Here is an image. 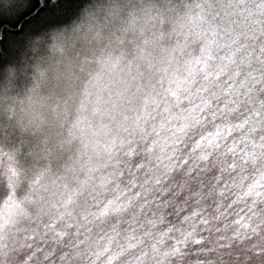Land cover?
<instances>
[{
    "label": "snow or ice",
    "instance_id": "obj_1",
    "mask_svg": "<svg viewBox=\"0 0 264 264\" xmlns=\"http://www.w3.org/2000/svg\"><path fill=\"white\" fill-rule=\"evenodd\" d=\"M76 2L44 0L40 13L51 21ZM175 5L205 25L209 47L160 81L136 129L101 158L61 168L50 152L0 146L9 264H264V0ZM40 29L5 31L0 53Z\"/></svg>",
    "mask_w": 264,
    "mask_h": 264
},
{
    "label": "clouds",
    "instance_id": "obj_2",
    "mask_svg": "<svg viewBox=\"0 0 264 264\" xmlns=\"http://www.w3.org/2000/svg\"><path fill=\"white\" fill-rule=\"evenodd\" d=\"M26 5L0 0V18ZM209 38L175 0H80L67 20L29 36L20 58L0 66V146L50 152L61 168L77 154L101 158L113 138L136 129L160 81L182 76ZM227 39L225 30L218 43Z\"/></svg>",
    "mask_w": 264,
    "mask_h": 264
},
{
    "label": "trees",
    "instance_id": "obj_3",
    "mask_svg": "<svg viewBox=\"0 0 264 264\" xmlns=\"http://www.w3.org/2000/svg\"><path fill=\"white\" fill-rule=\"evenodd\" d=\"M80 0H77L76 3L72 5V12L70 15L67 16H59L51 21L48 20V17L50 14L48 13H40V8L44 5V0H37L36 7L32 9L31 13H29L27 16H25L22 20L19 22L12 21L11 19H1L0 20V35L4 34L5 31L7 33H16L19 31L21 26L23 25L25 29L32 27L34 25L41 26V28L46 27L48 25L54 24V23H60L65 20H67L77 9L79 5ZM37 13H40L39 16H37ZM35 18V21L33 20ZM25 21H29V24H25ZM10 52H3L0 53V57L5 62H8Z\"/></svg>",
    "mask_w": 264,
    "mask_h": 264
},
{
    "label": "rangeland",
    "instance_id": "obj_4",
    "mask_svg": "<svg viewBox=\"0 0 264 264\" xmlns=\"http://www.w3.org/2000/svg\"><path fill=\"white\" fill-rule=\"evenodd\" d=\"M1 19H4V18H0ZM11 20L13 21H16V16L14 18H11ZM44 28V27H43ZM25 44V43H24ZM24 48V45L23 46H19V47H14L11 51H10V54H9V59H8V62H11V61H17L19 58H20V55H21V52Z\"/></svg>",
    "mask_w": 264,
    "mask_h": 264
}]
</instances>
